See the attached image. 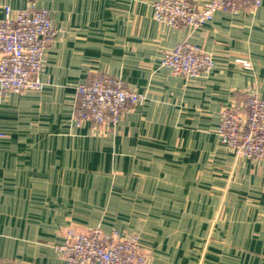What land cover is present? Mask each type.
Here are the masks:
<instances>
[{
  "label": "crops",
  "instance_id": "crops-1",
  "mask_svg": "<svg viewBox=\"0 0 264 264\" xmlns=\"http://www.w3.org/2000/svg\"><path fill=\"white\" fill-rule=\"evenodd\" d=\"M156 1L0 0V19L35 5L56 29L44 89L0 91V264H66L64 232L96 227L137 236L151 264H264V162L217 135L225 107L264 99V0L198 30L155 21ZM183 41L213 54L210 74L161 67ZM97 74L143 96L115 128L73 120L76 87Z\"/></svg>",
  "mask_w": 264,
  "mask_h": 264
},
{
  "label": "built area",
  "instance_id": "built-area-1",
  "mask_svg": "<svg viewBox=\"0 0 264 264\" xmlns=\"http://www.w3.org/2000/svg\"><path fill=\"white\" fill-rule=\"evenodd\" d=\"M262 0H203L196 6L189 0H159L152 4L155 21L168 27L198 30L209 25L217 12L237 13L243 7L254 10ZM56 38L48 9L31 5L25 9L5 8L0 19V91L23 93L42 91L39 76L47 49ZM161 67L186 80L204 77L215 68L212 53L183 41L163 51ZM246 68L248 63H244ZM143 96L118 77L97 74L76 87L73 120L77 127L115 128L132 112ZM217 135L236 157L264 162V99L257 93L244 95L220 115ZM1 137V135H0ZM56 252L66 264H151L149 253L135 235L126 236L101 227L81 232L67 229Z\"/></svg>",
  "mask_w": 264,
  "mask_h": 264
},
{
  "label": "rangeland",
  "instance_id": "rangeland-1",
  "mask_svg": "<svg viewBox=\"0 0 264 264\" xmlns=\"http://www.w3.org/2000/svg\"><path fill=\"white\" fill-rule=\"evenodd\" d=\"M244 63H248V62H246V61H243L242 62V65H243V67H244V69H250V67H251V65H250V63H248L249 64V67L248 68H246L245 66H244ZM230 200V199H229ZM224 201H227V200H225V199H222V203H224ZM230 202V201H229ZM224 210H223V212H222V210H220L219 211V213L216 215V218H215V221H220V220H222V221H224ZM210 239V238H209ZM204 251H206V248H205V250ZM203 251V252H204Z\"/></svg>",
  "mask_w": 264,
  "mask_h": 264
}]
</instances>
